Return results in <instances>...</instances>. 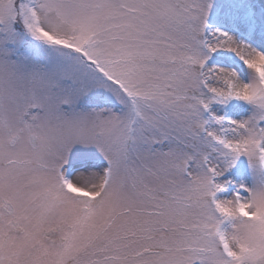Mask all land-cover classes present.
<instances>
[{
    "label": "snow or ice",
    "instance_id": "6c2138e0",
    "mask_svg": "<svg viewBox=\"0 0 264 264\" xmlns=\"http://www.w3.org/2000/svg\"><path fill=\"white\" fill-rule=\"evenodd\" d=\"M0 264H264V0H0Z\"/></svg>",
    "mask_w": 264,
    "mask_h": 264
}]
</instances>
